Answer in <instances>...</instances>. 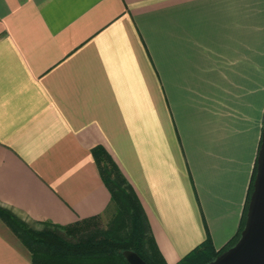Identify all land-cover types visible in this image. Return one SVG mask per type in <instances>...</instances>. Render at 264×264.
Listing matches in <instances>:
<instances>
[{
    "label": "crops",
    "instance_id": "crops-1",
    "mask_svg": "<svg viewBox=\"0 0 264 264\" xmlns=\"http://www.w3.org/2000/svg\"><path fill=\"white\" fill-rule=\"evenodd\" d=\"M264 127V0H0V206L35 224L135 191L166 264L240 225ZM0 264H33L0 228Z\"/></svg>",
    "mask_w": 264,
    "mask_h": 264
},
{
    "label": "trees",
    "instance_id": "trees-1",
    "mask_svg": "<svg viewBox=\"0 0 264 264\" xmlns=\"http://www.w3.org/2000/svg\"><path fill=\"white\" fill-rule=\"evenodd\" d=\"M92 155L117 210L114 222L106 225L97 215L67 225L31 224L3 206H0V221L20 241L33 264H129L123 255L125 250L137 253L148 264H166L151 237L146 214L132 186L102 146L94 147ZM256 161L235 236L219 250L206 239L176 264H207L236 243L245 222Z\"/></svg>",
    "mask_w": 264,
    "mask_h": 264
},
{
    "label": "water",
    "instance_id": "water-1",
    "mask_svg": "<svg viewBox=\"0 0 264 264\" xmlns=\"http://www.w3.org/2000/svg\"><path fill=\"white\" fill-rule=\"evenodd\" d=\"M256 174L245 222L236 243L207 264H264V127L257 154ZM129 264H148L137 253L125 250Z\"/></svg>",
    "mask_w": 264,
    "mask_h": 264
},
{
    "label": "rangeland",
    "instance_id": "rangeland-1",
    "mask_svg": "<svg viewBox=\"0 0 264 264\" xmlns=\"http://www.w3.org/2000/svg\"><path fill=\"white\" fill-rule=\"evenodd\" d=\"M117 216V210L115 206H112V210L110 211V215L105 219V224L109 225L112 222H114L115 217ZM0 228L3 229L4 233L7 235V237L12 240L13 242L17 243L18 245H21L20 241L12 234V232L0 221ZM120 231L119 233L123 232V227H119Z\"/></svg>",
    "mask_w": 264,
    "mask_h": 264
}]
</instances>
